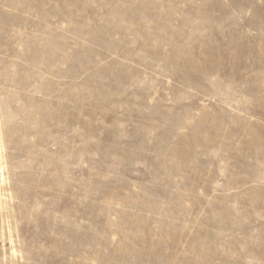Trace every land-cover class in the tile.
Instances as JSON below:
<instances>
[{
    "label": "rangeland",
    "instance_id": "1",
    "mask_svg": "<svg viewBox=\"0 0 264 264\" xmlns=\"http://www.w3.org/2000/svg\"><path fill=\"white\" fill-rule=\"evenodd\" d=\"M0 264H264V0H0Z\"/></svg>",
    "mask_w": 264,
    "mask_h": 264
},
{
    "label": "bare ground",
    "instance_id": "2",
    "mask_svg": "<svg viewBox=\"0 0 264 264\" xmlns=\"http://www.w3.org/2000/svg\"><path fill=\"white\" fill-rule=\"evenodd\" d=\"M1 146H2V140H1V138H0V151H2Z\"/></svg>",
    "mask_w": 264,
    "mask_h": 264
}]
</instances>
